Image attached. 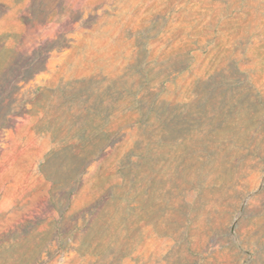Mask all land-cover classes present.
<instances>
[{"label": "rangeland", "instance_id": "374dc122", "mask_svg": "<svg viewBox=\"0 0 264 264\" xmlns=\"http://www.w3.org/2000/svg\"><path fill=\"white\" fill-rule=\"evenodd\" d=\"M0 264H264V0H0Z\"/></svg>", "mask_w": 264, "mask_h": 264}]
</instances>
